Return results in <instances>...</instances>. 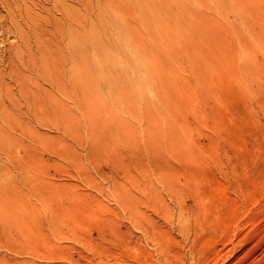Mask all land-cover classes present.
<instances>
[{
  "label": "rangeland",
  "instance_id": "rangeland-1",
  "mask_svg": "<svg viewBox=\"0 0 264 264\" xmlns=\"http://www.w3.org/2000/svg\"><path fill=\"white\" fill-rule=\"evenodd\" d=\"M0 264H264V0H0Z\"/></svg>",
  "mask_w": 264,
  "mask_h": 264
}]
</instances>
